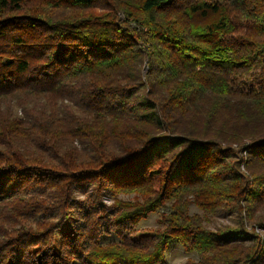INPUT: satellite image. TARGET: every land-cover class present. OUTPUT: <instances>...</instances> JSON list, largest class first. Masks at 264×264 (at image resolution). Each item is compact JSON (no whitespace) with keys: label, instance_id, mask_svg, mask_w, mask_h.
<instances>
[{"label":"trees","instance_id":"trees-1","mask_svg":"<svg viewBox=\"0 0 264 264\" xmlns=\"http://www.w3.org/2000/svg\"><path fill=\"white\" fill-rule=\"evenodd\" d=\"M171 241L264 264V0H0V264Z\"/></svg>","mask_w":264,"mask_h":264},{"label":"rangeland","instance_id":"rangeland-1","mask_svg":"<svg viewBox=\"0 0 264 264\" xmlns=\"http://www.w3.org/2000/svg\"><path fill=\"white\" fill-rule=\"evenodd\" d=\"M121 198L127 199V196H121ZM107 204L110 203V200L105 199ZM161 212V211H160ZM150 213L144 219L139 221L138 225L135 227L134 233H137L139 230L143 229H154L158 227L157 218L159 217V213ZM189 213L190 214H198L204 218V224L209 228H214L215 225H220L223 223L231 222L230 215H215V214H204L202 211L198 210L194 205H189ZM116 237L111 235L109 237H102V243H106L112 240H115ZM165 258L167 264H184L188 258H192L197 260L198 256L195 253H186L182 249V246L176 241H171L166 250H165Z\"/></svg>","mask_w":264,"mask_h":264}]
</instances>
